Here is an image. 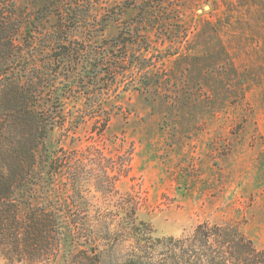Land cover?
Wrapping results in <instances>:
<instances>
[{
  "label": "rangeland",
  "instance_id": "rangeland-1",
  "mask_svg": "<svg viewBox=\"0 0 264 264\" xmlns=\"http://www.w3.org/2000/svg\"><path fill=\"white\" fill-rule=\"evenodd\" d=\"M71 1L79 3L81 11L87 8L86 0ZM25 2L21 0V6ZM144 3L100 0L90 8L87 23L70 24L66 46L75 58L54 63L62 79L56 91L65 93L64 118L55 121L64 126L55 124L39 153L95 148L116 160L129 152L125 174L114 177L115 192L108 196L97 176L82 188L87 199L116 201L130 193L138 201V220L149 223L155 236L179 237L205 220L233 223L262 249L264 91L255 85L242 89L246 65L260 61L251 46L240 55L237 68H231L220 41L226 48L232 45L226 36L215 35L219 25L240 27L250 18L258 23L262 2L163 0L149 11L154 26L143 24ZM26 28L21 29L22 42ZM32 45L30 54L41 64L50 47L38 37ZM104 51L115 65L113 76L96 66ZM59 53V48L50 52L54 57ZM141 64L149 65L151 75L138 81ZM79 69L100 72L90 85L93 95L82 90L77 96L66 94V77ZM143 83L148 87L137 89ZM101 107L111 109L105 127ZM38 169L43 174L46 166L39 162ZM64 258L68 254L57 262L64 264ZM0 264L31 263L0 253Z\"/></svg>",
  "mask_w": 264,
  "mask_h": 264
},
{
  "label": "trees",
  "instance_id": "trees-1",
  "mask_svg": "<svg viewBox=\"0 0 264 264\" xmlns=\"http://www.w3.org/2000/svg\"><path fill=\"white\" fill-rule=\"evenodd\" d=\"M26 1L21 6V0H0V253L31 264H59L67 254L64 264H264V248H257L236 224L205 220L179 237L155 236L149 223L138 220V201L130 193L116 201L87 199L82 188L97 176L108 196L115 192L114 177L125 174L129 152L116 160L95 148L85 152L60 147L39 153L55 124L64 126L55 121L64 118L61 96L65 93L56 91V82L62 79L54 63L75 58L66 46L70 24L87 23L90 8L100 0H86L85 11L71 0ZM143 1L147 2L141 7L146 14L143 24L154 26L149 11L163 0ZM260 1L258 23L250 18L240 27L219 25L215 33L218 38L226 36L227 45H232L226 48L220 41L231 68H237L245 49L256 48L260 62L246 65L243 91L253 85L264 91V0ZM24 25L28 28L22 42ZM37 37L50 52L61 49L60 55L49 52L36 64L30 52ZM100 59L96 66L113 76L115 65L105 51ZM148 68L138 66V81L151 75ZM80 71L65 75L66 94L77 96L82 90L93 95L90 85L100 72ZM147 87L143 83L137 89ZM98 110H104L105 127L111 109ZM80 113L82 118L84 111ZM39 162L46 166L43 174Z\"/></svg>",
  "mask_w": 264,
  "mask_h": 264
}]
</instances>
